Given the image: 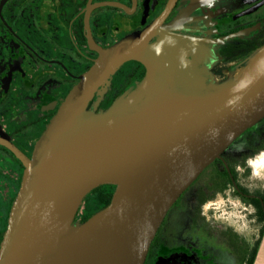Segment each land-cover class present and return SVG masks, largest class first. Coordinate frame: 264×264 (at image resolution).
I'll use <instances>...</instances> for the list:
<instances>
[{"label": "water", "instance_id": "obj_1", "mask_svg": "<svg viewBox=\"0 0 264 264\" xmlns=\"http://www.w3.org/2000/svg\"><path fill=\"white\" fill-rule=\"evenodd\" d=\"M171 5L141 31L92 47L98 56L32 156L14 150L25 168L0 264H144L169 207L264 118V45L241 63L249 66L241 82L215 85L202 64L206 47L176 34L180 19L162 25ZM127 61L141 63L144 77L93 110L103 82ZM104 184L116 185L110 203L74 223L84 197Z\"/></svg>", "mask_w": 264, "mask_h": 264}, {"label": "flooded vegetation", "instance_id": "obj_2", "mask_svg": "<svg viewBox=\"0 0 264 264\" xmlns=\"http://www.w3.org/2000/svg\"><path fill=\"white\" fill-rule=\"evenodd\" d=\"M170 1L162 25L180 19L176 34L206 47L202 64L212 81H226L264 45V0H0V245L25 168L14 150L32 156L63 99L98 56L92 47L107 48L141 31ZM250 139L242 147L230 145L180 194L144 264H223L217 258L228 255L235 264H245V252L255 244L247 250L246 238L204 209L226 194L237 198L252 209L259 237L264 188L248 190L238 173L264 151V144L253 146ZM174 205L187 214V226L170 213Z\"/></svg>", "mask_w": 264, "mask_h": 264}, {"label": "rangeland", "instance_id": "obj_3", "mask_svg": "<svg viewBox=\"0 0 264 264\" xmlns=\"http://www.w3.org/2000/svg\"><path fill=\"white\" fill-rule=\"evenodd\" d=\"M140 81L134 82L132 84L136 85ZM212 82L215 83V85H219L221 83H224L225 81ZM106 85L107 83H105L103 86L101 85L98 92L96 93V96L91 105V108L93 110L98 107V103L104 96ZM259 124H264V118H262L257 124L248 128L241 135H239L232 142L231 147H242V144H244L245 140H247V138L249 137L251 138L250 140H252L251 143L253 146L258 144H264V133L261 135H258L257 133V131H260L262 128H264V126H257ZM254 133H256L258 136H255ZM229 147L223 152V154L230 150ZM238 173L240 182L244 186H246L248 190L254 191L259 189L261 190L262 188H264V151H261L255 158L248 161L246 163V166H241L240 169H238ZM251 210L252 209L250 207L246 206V204H244L237 198H233L232 196H228L226 194L223 198H217L215 204L207 203L204 212H206V214L208 215L215 216V218H217L216 220L224 222V224L233 226V228H235L244 238L248 240L249 247L247 250H250L256 242L259 228V226L257 224L255 225L253 220H251ZM171 212L178 214L179 222L182 226H187L189 224L187 214H181L179 211H177V205H174L172 207L170 213ZM245 253L249 254L250 251H247ZM217 259L223 264L236 263L233 257L229 255L226 258Z\"/></svg>", "mask_w": 264, "mask_h": 264}, {"label": "trees", "instance_id": "obj_4", "mask_svg": "<svg viewBox=\"0 0 264 264\" xmlns=\"http://www.w3.org/2000/svg\"><path fill=\"white\" fill-rule=\"evenodd\" d=\"M144 76V66L136 61H127L117 69H115L103 82L102 86L107 83L104 96L98 103V107L95 111L107 109L111 103L132 83L140 81ZM93 101L90 103V107ZM224 176L227 181L230 182L228 173L224 171ZM225 182V183H226ZM116 185L104 184L100 185L93 190H91L83 199L80 208L76 214L75 222L76 224H81L86 221L90 216H92L97 211L106 207L114 193ZM254 204L259 205V201L253 199ZM261 211V209H260ZM261 223V228L259 232V237L255 242V246L249 254H245L243 262L245 264H252L256 256L257 248L260 242V238L264 232V214L261 212L259 216Z\"/></svg>", "mask_w": 264, "mask_h": 264}, {"label": "bare ground", "instance_id": "obj_5", "mask_svg": "<svg viewBox=\"0 0 264 264\" xmlns=\"http://www.w3.org/2000/svg\"><path fill=\"white\" fill-rule=\"evenodd\" d=\"M248 65H239L236 70L231 74V78L237 83L241 82L248 73Z\"/></svg>", "mask_w": 264, "mask_h": 264}, {"label": "crops", "instance_id": "obj_6", "mask_svg": "<svg viewBox=\"0 0 264 264\" xmlns=\"http://www.w3.org/2000/svg\"><path fill=\"white\" fill-rule=\"evenodd\" d=\"M252 264H264V232L260 238L256 256Z\"/></svg>", "mask_w": 264, "mask_h": 264}]
</instances>
